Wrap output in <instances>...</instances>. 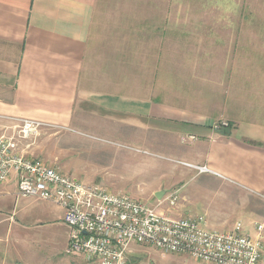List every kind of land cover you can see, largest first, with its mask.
Masks as SVG:
<instances>
[{
    "label": "crops",
    "instance_id": "1",
    "mask_svg": "<svg viewBox=\"0 0 264 264\" xmlns=\"http://www.w3.org/2000/svg\"><path fill=\"white\" fill-rule=\"evenodd\" d=\"M136 1H140L138 6H144V0ZM158 2L151 0V5ZM103 3L104 0H0V130L12 132L15 118H29L44 122L47 128H60L67 141L79 146L92 145L93 150H101L103 145L70 133L131 149L143 148L149 140L152 152L159 143H164L159 141L160 135L167 133L168 143L183 152L170 158L183 162L190 171V179L197 183L191 196L182 195L183 203L171 206L178 213L173 217L204 215L207 229L222 231L232 230L240 221L247 234L257 235L255 224L264 221V91L257 95L254 87H264V79L238 77L240 71L250 70L252 63L229 64L227 69L235 73V78L230 81L228 103L232 111L227 113L228 126L213 124L209 119L219 116L217 110H209L204 102L200 101L196 108L171 96L161 102L158 90L164 81L161 72L175 68L170 62L166 64L165 58L161 61L159 52L154 54L149 48H142L143 43L138 39L129 53L135 55V63H130L135 75L130 78L123 72L128 70L124 64L108 62L106 57L100 59L101 49L105 56L113 51H105L102 43L97 47V24L103 21L98 8ZM120 6H127V2L121 1ZM150 17L153 22L173 24L205 23L208 19L191 15ZM214 18L209 22L227 24L225 29L231 30V43H228L231 50L224 54L242 55L240 49L250 51L249 48L264 53V41L244 39L250 25L264 28V15L221 14ZM120 21L143 22V16L122 14ZM242 23L247 26H241ZM240 28L247 30L239 42L236 39ZM118 50L122 55L124 48ZM145 54L155 55V60L145 58ZM236 64L240 66L237 69ZM119 66L121 69H116ZM253 66L264 70V62ZM150 70L152 80H145L143 72ZM113 71L120 73L113 75ZM167 80L173 81L170 76ZM145 83L151 86L147 97ZM239 87L249 88L243 92L254 95V99L250 102L243 99ZM147 135L151 138L145 139ZM85 141L88 142L83 144ZM122 155L116 150L107 160ZM136 162L143 164L144 160ZM196 166H206L209 170L201 171ZM184 184L182 181L160 185L156 193H167L169 188L179 193ZM16 190L18 180L14 173L0 185V199L15 194ZM69 235L68 227V241ZM261 235L264 244V230ZM133 245L129 258L135 255ZM172 257L187 264H206L187 255ZM259 264H264V254Z\"/></svg>",
    "mask_w": 264,
    "mask_h": 264
},
{
    "label": "rangeland",
    "instance_id": "2",
    "mask_svg": "<svg viewBox=\"0 0 264 264\" xmlns=\"http://www.w3.org/2000/svg\"><path fill=\"white\" fill-rule=\"evenodd\" d=\"M121 1H126L127 6L121 7ZM139 2L104 0L103 5L98 8V15L103 21L97 24V47L102 43L105 51L113 50L110 55L105 56L101 49L100 59L106 57L108 62L124 64V67L128 68L123 70L127 74L126 77H134L130 63H135L133 60L135 55L129 53L139 39L143 43L142 48H149L154 54L159 52L161 61L165 58L166 64L170 62L175 68L161 72L164 77L158 89L161 102L171 96L173 100H186L196 108V105L200 106L201 101L208 105L209 110H217L216 114L219 116L214 115L209 119L213 124L229 122L227 113L232 111L228 103L232 90L230 81L235 74L227 69L229 64L252 63L249 66L250 70L247 68L240 71L238 77L245 80L264 79L263 68L253 66L264 62V53L249 48L250 51L240 49L242 55H237L236 52L224 54L231 50L228 45L231 43L229 39L231 30L225 29L227 24L209 21H214V17L221 14L264 15V0H172L170 3L159 0L157 4L152 5L151 0H144V6L141 7L137 5ZM122 14L143 16V22H121ZM153 14L206 16L208 19L205 23L178 21L175 24L161 23L153 22L150 17ZM195 19L197 18L193 20ZM242 25L247 26V23ZM240 30L236 39L239 42L247 29ZM244 39L264 41V28H260L259 24L250 25ZM119 47L124 48L122 55L117 53ZM144 57H152L155 60V55L145 54ZM236 65V69L240 67ZM112 73L116 75L120 72ZM152 73L151 70L144 71L142 76L150 81ZM169 76L173 81L167 80ZM133 89L129 88L131 91ZM150 89L151 86H146L145 83V97ZM238 89L242 91L240 96L243 99L249 102L254 99V95L243 92L249 88ZM254 90L258 95L264 91V87L255 86ZM224 102L226 103L223 104ZM3 132L0 130V134ZM62 134L60 128L44 127L38 134L22 140L21 148L29 156L45 160L73 177L85 182L99 183L114 193L130 194L147 204L159 207L160 213L165 212L171 217L178 215L174 210L176 207L171 208L168 201L170 192L176 190L169 188V191L167 190L159 199L156 196L157 187L184 181L185 184L179 191L181 198L179 202L177 201L181 204L182 195L191 196L190 192L197 184L194 179H190V171L183 162L170 158L177 153L182 155L183 152L176 151L174 146L168 143L167 133L160 135L159 141L164 143H159L154 152L150 151L149 140L144 142L143 148L131 149L88 135L70 133L103 145L101 150L100 148L93 150L92 145L86 144L88 141L82 142L86 145L79 146V143L72 144L67 141V135ZM147 138L150 139L151 136H145V139ZM116 150L117 154L123 155L107 160ZM139 159H143L144 163L136 162ZM14 193L0 199V264H100L98 261L87 262L81 255L67 252L68 227L62 220L63 209L60 206L35 196H18L17 190ZM195 216L200 215L192 217ZM137 245L132 246L135 247V255L129 258V264H187L183 259H174L172 256L176 254H165L149 246Z\"/></svg>",
    "mask_w": 264,
    "mask_h": 264
},
{
    "label": "built area",
    "instance_id": "3",
    "mask_svg": "<svg viewBox=\"0 0 264 264\" xmlns=\"http://www.w3.org/2000/svg\"><path fill=\"white\" fill-rule=\"evenodd\" d=\"M12 132L0 134V185L16 174L18 196H35L64 210L69 227L67 252L87 262L129 264L133 244L148 245L165 254L187 255L206 264H259L264 254V221L255 224L257 235L237 222L232 230L207 229L204 216L171 217L127 193H114L99 183H90L29 156L22 140L38 134L46 124L15 118ZM228 126V122L221 123ZM209 170L206 166H196ZM178 192L168 198L171 206Z\"/></svg>",
    "mask_w": 264,
    "mask_h": 264
},
{
    "label": "water",
    "instance_id": "4",
    "mask_svg": "<svg viewBox=\"0 0 264 264\" xmlns=\"http://www.w3.org/2000/svg\"><path fill=\"white\" fill-rule=\"evenodd\" d=\"M164 193H165L164 191L157 192L156 193L157 198H159V199L162 198V196L164 195Z\"/></svg>",
    "mask_w": 264,
    "mask_h": 264
},
{
    "label": "trees",
    "instance_id": "5",
    "mask_svg": "<svg viewBox=\"0 0 264 264\" xmlns=\"http://www.w3.org/2000/svg\"><path fill=\"white\" fill-rule=\"evenodd\" d=\"M224 129H226V128H224Z\"/></svg>",
    "mask_w": 264,
    "mask_h": 264
}]
</instances>
